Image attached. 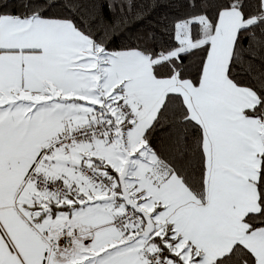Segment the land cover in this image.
Here are the masks:
<instances>
[{
	"label": "snow or ice",
	"instance_id": "1",
	"mask_svg": "<svg viewBox=\"0 0 264 264\" xmlns=\"http://www.w3.org/2000/svg\"><path fill=\"white\" fill-rule=\"evenodd\" d=\"M0 264H264V0H0Z\"/></svg>",
	"mask_w": 264,
	"mask_h": 264
}]
</instances>
